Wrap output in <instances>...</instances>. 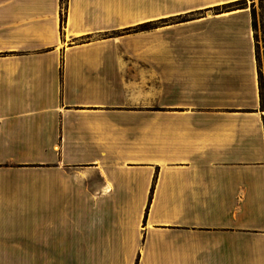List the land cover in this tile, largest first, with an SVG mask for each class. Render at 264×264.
Listing matches in <instances>:
<instances>
[{
  "label": "crops",
  "instance_id": "crops-1",
  "mask_svg": "<svg viewBox=\"0 0 264 264\" xmlns=\"http://www.w3.org/2000/svg\"><path fill=\"white\" fill-rule=\"evenodd\" d=\"M237 2L0 0V264H264Z\"/></svg>",
  "mask_w": 264,
  "mask_h": 264
},
{
  "label": "rangeland",
  "instance_id": "rangeland-1",
  "mask_svg": "<svg viewBox=\"0 0 264 264\" xmlns=\"http://www.w3.org/2000/svg\"><path fill=\"white\" fill-rule=\"evenodd\" d=\"M237 5L240 7L247 6L252 14L254 41L257 63L260 73V94L262 98V106L264 107V0H238ZM197 13H190L185 15L195 16ZM144 28L149 27L148 24L142 25ZM126 31H133L132 29H126ZM90 262L91 257L87 259L84 249L77 250V264H93Z\"/></svg>",
  "mask_w": 264,
  "mask_h": 264
},
{
  "label": "trees",
  "instance_id": "trees-1",
  "mask_svg": "<svg viewBox=\"0 0 264 264\" xmlns=\"http://www.w3.org/2000/svg\"><path fill=\"white\" fill-rule=\"evenodd\" d=\"M64 20H65V17H64V15H62V19H61L62 24L64 23Z\"/></svg>",
  "mask_w": 264,
  "mask_h": 264
}]
</instances>
